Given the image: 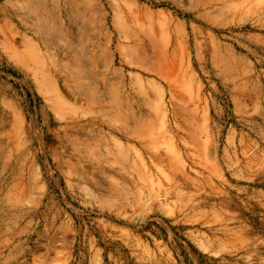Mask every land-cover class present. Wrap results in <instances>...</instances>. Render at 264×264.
<instances>
[{
	"label": "rangeland",
	"instance_id": "rangeland-1",
	"mask_svg": "<svg viewBox=\"0 0 264 264\" xmlns=\"http://www.w3.org/2000/svg\"><path fill=\"white\" fill-rule=\"evenodd\" d=\"M0 264H264V0H0Z\"/></svg>",
	"mask_w": 264,
	"mask_h": 264
},
{
	"label": "bare ground",
	"instance_id": "bare-ground-1",
	"mask_svg": "<svg viewBox=\"0 0 264 264\" xmlns=\"http://www.w3.org/2000/svg\"><path fill=\"white\" fill-rule=\"evenodd\" d=\"M35 4H37V3H35ZM24 9L27 12L28 19L35 20L36 24L39 27H42V28L44 26L47 27V22L48 21H47L46 15H45V13H46L45 12V7H34V5H33V7H25ZM52 10H53V7H52ZM6 47H7V50L9 51V53H11L12 57H14L16 59L25 57L27 55V52H26V50L24 49V47L22 45V42L20 40V36L18 35V33L17 34L14 33V35L12 34L11 37H8L7 38V40H6ZM230 62H231L230 60L222 59V60L219 61V66L221 68H223L225 71L231 73L234 70H233ZM44 80H46V79H44ZM84 88L85 87L83 85H79L78 86V90L79 91L81 90V92L84 91ZM65 102L66 101L63 100L60 97H57V98H54L53 99V104L58 109H61L63 106H65ZM118 106H117V108H118ZM72 110H74V109H72ZM113 110L116 111V113H118L119 115L117 114L116 116H112ZM99 111L107 114L106 116H112L111 120L113 122L116 121V120H119V121L122 120L120 117L122 116V118H123V115H124V114H122V112L117 111L115 109L108 108L107 106H104V105H101L100 106V109L97 112H99ZM83 120L79 119L78 121H76L73 124V126L75 128H80L81 129V128H84V127H86V128H93L94 126H98L99 125L98 120L95 119V118H90V119H87V120H84V121ZM127 128L129 130H131L130 125H127ZM123 132H127V129L126 128L123 129ZM92 136L93 135H90V134L88 135V139L90 141L92 139L91 138ZM68 139L69 140H68V142H66V145H68V148H69V150H71V153H72L73 158L78 163H81V162H90L94 158L97 159V155H98V151L99 150L96 149V147H93L92 145H90L87 142L85 144H80V139L81 138L79 136V133L74 132L73 134H71L68 137Z\"/></svg>",
	"mask_w": 264,
	"mask_h": 264
}]
</instances>
